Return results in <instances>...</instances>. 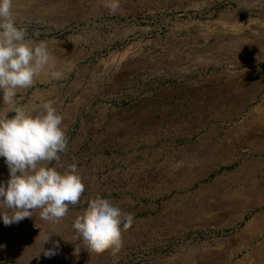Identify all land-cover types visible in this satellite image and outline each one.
Listing matches in <instances>:
<instances>
[{
	"label": "rangeland",
	"instance_id": "1",
	"mask_svg": "<svg viewBox=\"0 0 264 264\" xmlns=\"http://www.w3.org/2000/svg\"><path fill=\"white\" fill-rule=\"evenodd\" d=\"M119 3L14 0L51 53L17 102H55L59 163H77L86 199L56 222L0 219V264H264V0ZM98 198L134 216L116 254L74 230Z\"/></svg>",
	"mask_w": 264,
	"mask_h": 264
},
{
	"label": "clouds",
	"instance_id": "2",
	"mask_svg": "<svg viewBox=\"0 0 264 264\" xmlns=\"http://www.w3.org/2000/svg\"><path fill=\"white\" fill-rule=\"evenodd\" d=\"M105 7L113 16L122 11L119 0H105ZM27 36L26 27L15 19L14 0H0V103L7 105L0 114V158L9 172L7 181H0V206L11 210L0 213V219L6 226L33 216L37 209L41 219L56 222L86 199L77 163L66 167L59 163L61 153L67 151L68 138L55 102H43L39 111L17 102L18 90L32 87L51 59L46 41L36 42ZM133 222L132 213L108 198H98L74 230L88 252L111 250L116 254L123 230ZM49 238L45 235L43 244ZM54 254L52 249L45 252Z\"/></svg>",
	"mask_w": 264,
	"mask_h": 264
},
{
	"label": "bare ground",
	"instance_id": "3",
	"mask_svg": "<svg viewBox=\"0 0 264 264\" xmlns=\"http://www.w3.org/2000/svg\"><path fill=\"white\" fill-rule=\"evenodd\" d=\"M51 4V3H50ZM58 46V45H57ZM49 47V46H48ZM62 48V47H61ZM224 101V100H223ZM238 102V101H237ZM235 103V102H234ZM229 106V105H228ZM195 114V113H194ZM260 115V114H259ZM233 132V131H232ZM235 136H237V135H235ZM229 137V136H228ZM233 137V136H232ZM245 139V138H244ZM238 141V140H237ZM237 141H235L236 143H237ZM243 142V141H242ZM219 149V148H218ZM228 149V148H227ZM225 150V149H224ZM215 153V152H214ZM223 153V152H222ZM218 155H219V153H218ZM215 158V157H214ZM220 190V189H219ZM224 203V202H223ZM227 204V203H226ZM229 204V203H228ZM228 214V213H227ZM201 218V217H200Z\"/></svg>",
	"mask_w": 264,
	"mask_h": 264
}]
</instances>
